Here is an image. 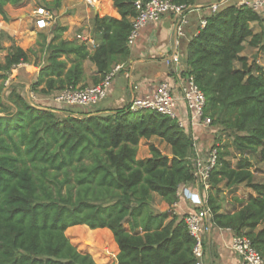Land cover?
Wrapping results in <instances>:
<instances>
[{"label": "trees", "instance_id": "trees-1", "mask_svg": "<svg viewBox=\"0 0 264 264\" xmlns=\"http://www.w3.org/2000/svg\"><path fill=\"white\" fill-rule=\"evenodd\" d=\"M24 1L0 0V16L6 18V5ZM135 1L111 0L118 19L93 17L92 51L85 42L62 39L66 27L54 28L48 42H38L42 61L31 90L50 94L84 87L85 61L94 67L92 85L114 65H124ZM172 1L193 6L198 0ZM205 21L188 39L179 72L182 78L193 77L205 95L211 128H221L220 137L210 138L208 132L217 160L205 195L193 176L194 140L174 120L149 110L131 111L129 104L104 110L105 115L80 111L58 118L56 109L77 107H35L14 88L4 100L7 74L30 64L37 52L15 44L0 47V264H96L65 234L92 240L94 233L105 232L93 230L104 228L118 248L112 264H195L194 241L183 217L151 207L156 194L172 209L182 184L204 195L211 227L245 236L264 259V182H255L251 170L255 157L264 174V67L241 55L245 43L264 54V19L228 1ZM251 24L262 29L254 33ZM222 134L232 138L235 166ZM152 137L164 142L170 155L150 145L149 156L136 159L139 141ZM221 184L227 190L244 185L253 194L246 200L235 197L238 209L223 212L212 193Z\"/></svg>", "mask_w": 264, "mask_h": 264}, {"label": "built area", "instance_id": "built-area-1", "mask_svg": "<svg viewBox=\"0 0 264 264\" xmlns=\"http://www.w3.org/2000/svg\"><path fill=\"white\" fill-rule=\"evenodd\" d=\"M226 0L211 4L208 8L215 13ZM237 5H246L260 18L264 19V0H237ZM136 15L131 19L132 30L128 37V47L132 44L139 29L148 24H156L163 17L170 16L174 20V45L177 48L180 42L188 41L185 34L187 25V14L192 7L188 5H177L172 0H137L134 2ZM52 19V13L45 7L33 10V26L37 30L45 29ZM205 19H200L198 28L205 26ZM169 68L176 71V80L159 81L152 90L140 96L133 97L129 102V109L149 110L162 116L168 117L176 122L178 127L191 133L194 139L193 129L195 127L208 131L211 128L210 119L204 115L206 98L203 92L195 84L190 75L180 77L179 72L184 69L181 55L177 52L170 54L164 60ZM123 64L114 65L97 85L86 87L68 88L57 92L53 96L52 103L64 107L86 108L95 106L103 100L108 93L115 75L123 70ZM192 158L193 176L198 183L203 185L204 195L210 188L209 175L216 165L217 152L211 146L206 149L194 150ZM178 199L183 197L191 204L189 213L183 216V221L188 234L194 241L192 254L195 264H203L204 236L211 227V214L206 207L204 195L198 188H191L186 184L179 186ZM229 230V229H228ZM231 250L240 258L242 264H264V259L253 248L249 239L245 236L233 233L231 239Z\"/></svg>", "mask_w": 264, "mask_h": 264}, {"label": "rangeland", "instance_id": "rangeland-1", "mask_svg": "<svg viewBox=\"0 0 264 264\" xmlns=\"http://www.w3.org/2000/svg\"><path fill=\"white\" fill-rule=\"evenodd\" d=\"M208 0L204 1L203 4H208ZM219 1H217L218 3ZM105 2L94 3V0H60L57 4L55 0H25L22 5L16 7H6L5 8V19L0 16V47L7 48L11 44H15L22 48L23 50L33 49L36 51V56L31 58L30 64H21L14 69H12L7 74V79L4 83V100H6V94L14 88L20 95L28 102L30 105L35 107H51L53 96L55 92L50 94H44L40 89L35 91L31 90L32 83L35 81L36 74L38 71L37 64L41 63L42 58L38 53L39 45L51 37V34L57 26L66 27L67 30L63 33L62 39L65 40H76L78 42H84L83 39L87 38L86 46L89 51L94 49L96 45V40L93 38V25L92 20L95 15H99L98 12H102ZM45 7L49 9L52 13V19L48 26L43 30H37L33 26V10L38 7ZM98 9V10H97ZM253 32H259L262 27L257 24L250 25ZM88 32V34H87ZM41 34V35H40ZM42 36V37H40ZM91 39V41H88ZM45 42V43H46ZM4 52L2 53V55ZM242 56H246L249 62L255 61L257 64L264 67V54L258 51L257 48H250L246 43L244 45V50L241 53ZM169 56V55H167ZM165 56L164 59L167 57ZM163 59V60H164ZM164 62V61H163ZM165 63V62H164ZM84 69L86 74H90L93 70V65L88 61L84 62ZM165 69H167L165 67ZM164 69V70H165ZM124 73L123 70L119 71L112 81ZM171 77L176 80V75L173 73ZM84 87L92 85L90 82L85 83ZM115 97L113 94L111 97H105L103 100L98 102L95 106L83 108H72L69 110H58V118L66 117L68 115H79L80 111L98 109L99 107H105ZM121 105H115V108H119ZM54 108V107H53ZM111 108V109H115ZM108 110V109H107ZM104 111V110H103ZM102 115L107 114L106 111L101 112ZM212 132L214 137H220L221 128L218 126H212L209 133ZM207 135H209L207 133ZM209 138V139H210ZM222 144L227 146L231 157L230 161L232 166H235L236 152L234 151L232 144V138H226L222 134ZM156 146L163 155H170V148L162 142L160 139L152 137L148 140L141 139L137 146L136 159H145L149 156V146ZM251 170L254 173L255 182H264L263 166L258 163L257 158L252 159ZM219 192L216 193L212 189V193L216 194L223 212H232L238 209V204L235 203L234 198H241L246 200L249 194H253L252 191L246 188L244 185H240L232 190L224 189V187L219 185ZM151 205L153 209L157 212H163L166 206L163 205L160 198L153 194ZM69 242L76 248V250L82 254H89L94 261L106 262L108 259H112L114 253V245L112 243L111 237L105 232L94 233V238L92 240L86 239L87 237L74 238L71 234H65ZM93 243V244H92ZM92 244V248L90 246Z\"/></svg>", "mask_w": 264, "mask_h": 264}, {"label": "crops", "instance_id": "crops-1", "mask_svg": "<svg viewBox=\"0 0 264 264\" xmlns=\"http://www.w3.org/2000/svg\"><path fill=\"white\" fill-rule=\"evenodd\" d=\"M101 1H104L105 4L102 5L103 10L102 12H98V16H108L118 19L119 15L112 7L111 0H94V3H100ZM204 1L207 0H198L195 5L191 6L192 9L187 14L188 22L185 28V34L188 39L195 35L199 20L205 19L207 16L212 14L208 7L211 4L217 3V1L210 2V0H208V4H203ZM228 1H234V3L237 4V0H226V2ZM6 7L9 8L11 6L6 5L5 8ZM174 38V20L170 16L163 17V19L156 24H148L139 29L132 44L129 45L130 56L128 61L124 64V73L112 81L108 90L107 96L111 97L115 94V97L107 106L99 107L93 111L115 108V105L124 106L129 104L133 97L140 96L145 92L152 90L159 81L166 79L173 80L170 74L171 68L163 62V59L165 56L177 52L181 55L182 64L184 66L185 46L187 43L183 40L176 48L174 45ZM86 40L87 38L83 39L84 42H86ZM88 41H91V39ZM165 67L167 69H165ZM93 72L94 67L90 74H86L84 69L83 83H91L90 76ZM83 112L92 111L84 110ZM193 132L194 150L206 149L213 144L212 140H210L207 135L208 131L195 127ZM206 193L207 191L205 194ZM163 205L166 206L165 203H163ZM191 208L192 207L189 201L181 197L172 209L169 210L166 206V209L163 212H167L181 218L185 214L189 213ZM153 211L155 213H161L155 211L154 209ZM96 230H103L105 233L110 235L115 250L112 259H108L106 262H94L96 264H112L118 254V248L113 240L111 232L105 228L95 229L93 231ZM232 235L233 232L231 230L219 229L213 226L210 227L204 236L203 264H242L240 258H238L231 250Z\"/></svg>", "mask_w": 264, "mask_h": 264}]
</instances>
